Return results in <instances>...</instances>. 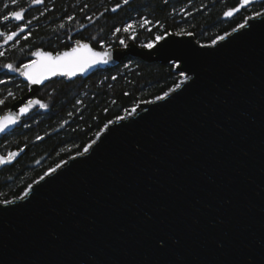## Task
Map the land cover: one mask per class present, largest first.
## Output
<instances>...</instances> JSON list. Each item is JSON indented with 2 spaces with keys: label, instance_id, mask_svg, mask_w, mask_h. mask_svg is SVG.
Here are the masks:
<instances>
[{
  "label": "water",
  "instance_id": "1",
  "mask_svg": "<svg viewBox=\"0 0 264 264\" xmlns=\"http://www.w3.org/2000/svg\"><path fill=\"white\" fill-rule=\"evenodd\" d=\"M249 23L207 48L193 34L151 50L80 40L111 52L109 62L31 91L15 75L27 90L14 112L54 79L85 78L127 56L174 63L180 53L195 80L169 101L139 102L85 157L35 180L24 200L0 204V264H264V24ZM9 152L19 155L8 164L22 153Z\"/></svg>",
  "mask_w": 264,
  "mask_h": 264
},
{
  "label": "trees",
  "instance_id": "2",
  "mask_svg": "<svg viewBox=\"0 0 264 264\" xmlns=\"http://www.w3.org/2000/svg\"><path fill=\"white\" fill-rule=\"evenodd\" d=\"M4 2L0 0V6ZM121 2L44 0L43 4L31 7L30 0L23 3L22 6L28 9L26 18L38 17L30 28L32 35L28 40L18 37L20 43L15 48L12 47L15 41L5 45L4 49H8L6 59L0 58V63L27 62L32 59L30 52L37 48L56 53L68 49L76 40L87 41L97 49L121 46L120 38L140 46L157 34L164 31L174 33L181 28L191 32L199 43L210 44L242 23L246 16L264 9L260 7L264 4L262 0L241 9L232 17H225L224 12L236 7L239 0H169L167 4L164 0H131L130 4L112 12L111 9ZM41 11L44 12L43 16L40 15ZM68 16L74 19L68 21ZM142 16L161 21L164 28L149 25L152 28L149 32L137 25L136 40L128 39L130 33L114 34L115 28H123ZM62 23L65 25L63 29L59 27ZM101 42L103 48L100 47ZM0 79L7 77L0 75ZM179 80V72L175 71L173 63L149 62L127 56L118 65L97 70L85 78L72 81L54 79L46 83L37 97L49 107L35 109L12 134L0 138V153L24 149L13 163L0 169V201L24 194L29 185L45 172L83 151L108 121L125 116L139 102L154 100ZM8 90L18 98L26 92L27 85L14 75L10 84L0 85V99L6 97ZM13 101L10 98L7 100L6 105L0 108V115L9 109Z\"/></svg>",
  "mask_w": 264,
  "mask_h": 264
},
{
  "label": "snow or ice",
  "instance_id": "3",
  "mask_svg": "<svg viewBox=\"0 0 264 264\" xmlns=\"http://www.w3.org/2000/svg\"><path fill=\"white\" fill-rule=\"evenodd\" d=\"M29 0H5V2L0 6V38H2L3 43L0 44V49H4L5 45L10 44V42L15 41L12 44V47L15 48L16 45L20 43L18 37L23 40H28L32 31L30 30L33 21L37 20V16H32L31 18H26L27 8L22 6L23 3H28ZM169 0H164V3L167 4ZM44 0H30L29 7L33 5L43 4ZM131 3V0H122L121 3L116 4L115 7L111 9L112 12H116L118 9L122 8L124 5H128ZM254 3V0H239V5L237 7L229 8L224 12L225 17H232L234 13L239 12L241 9H247L250 4ZM87 7V5H85ZM261 8H264V4L260 5ZM18 8V10H16ZM83 11V9H81ZM107 11V9H106ZM40 15L43 16L44 12L41 11ZM259 18V23L264 24V11H255L252 15L246 16L242 23L238 24L236 27L232 28L231 32H225L223 35L217 37V39L211 42V45H203L201 44V48H207L211 46H215L220 41H226L229 37H233V34L240 33L242 29H249L255 27V24L249 23V21H253ZM74 19L73 16H68L67 20L72 21ZM88 19H91L89 17ZM12 22H15L13 25ZM139 25V28L146 29L151 32L152 28L148 27L152 25L153 27H158L163 29L164 24L161 21L156 20L153 21L147 17H141L138 21H131L123 26V28L117 27L114 30V34L116 33H130L128 36L129 40H136V26ZM61 29L65 27L62 23L59 25ZM81 27H84L83 25ZM21 34H24L21 36ZM171 35L176 36H191V32H187L185 29L181 28L176 32H168L164 31L161 34H157L154 36L152 40L148 43L140 45L145 49H154L156 45L161 41H166V38ZM92 39H95L93 37ZM199 43V42H197ZM119 44L123 48H128L129 45L126 43L124 38L119 39ZM100 47L103 48L104 44L101 42ZM160 47L163 48L164 45L160 44ZM8 49L0 50V58L6 59V52ZM23 51V49H21ZM157 52L160 49H156ZM201 55L203 53H200ZM30 56L35 59H29L27 62L21 61L19 64L13 62H5L0 63V75L7 77V79H0V85H7L12 82L13 76L18 75L22 77L24 80L28 82L29 91H31V86L40 85L45 80L50 77L56 75H62L65 77H74L77 73H84L88 71L90 68L94 67L97 64H107L109 59H111V52L109 51H95L88 43H81L80 40L75 41V47H72L69 51L65 52H56L53 54L52 52L43 51L40 48H37L35 51L30 52ZM169 59L172 60L173 67L178 69L180 80L175 84L174 87L170 88L168 91L163 92L162 95H158L155 97L153 101H148V103H156L157 101H165L173 98L172 93H179L184 90V86L190 84V82H194L195 78L193 75H190V72H194L193 69L185 67L184 64L186 61L184 60V56L180 53H175L169 56ZM175 61H180V63H175ZM127 67V65H125ZM113 80L116 79L115 76L112 77ZM183 86V87H182ZM179 90V91H178ZM128 95V93H125ZM16 100L17 97L14 92L11 90L7 91L6 97L0 99V108L6 105L8 99ZM77 103H81L78 101ZM115 103V101H113ZM49 107L48 104L42 102L40 99L29 98L26 101L21 98V102L16 106V111L14 112L11 108L4 112L3 115H0V134L10 135L15 130L13 126L20 123L22 117H26L33 109H47ZM139 105L133 107L130 111L126 112L125 116H118L115 121H108V123L104 124V132H110L111 128L109 127L113 123H120V121L127 119L129 116H133L137 112V108ZM107 111V110H106ZM71 115V113H70ZM101 132L96 134V138L91 141V143L87 144L83 151L78 152L77 156L85 157L89 154L90 150H93V145H97V141L102 142L101 140ZM37 139H42L41 137H37ZM23 148L20 149V152H23ZM19 155L18 152H9L7 157L0 156V165L8 164L11 162V159ZM76 157H71L70 159L75 160ZM64 164H67V161H64ZM62 167L61 164H57L54 168L50 169L48 172H45L43 176L40 177L41 180H44L45 177L52 176L53 173H56L58 169ZM37 183H39L37 181ZM31 185H29V191H25L23 196L16 197V200H24L26 197L30 195ZM15 203L14 200L5 199L0 201V204L5 205L4 209H7L8 205H13ZM161 246L164 245V241L159 242Z\"/></svg>",
  "mask_w": 264,
  "mask_h": 264
},
{
  "label": "rangeland",
  "instance_id": "4",
  "mask_svg": "<svg viewBox=\"0 0 264 264\" xmlns=\"http://www.w3.org/2000/svg\"><path fill=\"white\" fill-rule=\"evenodd\" d=\"M8 153V151H5L4 153H0V155H5V154H7Z\"/></svg>",
  "mask_w": 264,
  "mask_h": 264
}]
</instances>
